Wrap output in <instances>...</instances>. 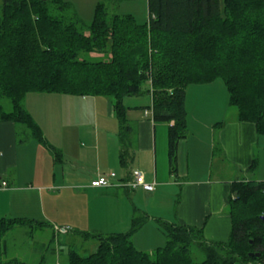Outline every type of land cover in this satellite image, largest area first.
<instances>
[{"label": "trees", "instance_id": "16d2710c", "mask_svg": "<svg viewBox=\"0 0 264 264\" xmlns=\"http://www.w3.org/2000/svg\"><path fill=\"white\" fill-rule=\"evenodd\" d=\"M146 1L147 22L129 13L110 14L100 1L86 23L65 0H2L0 120L25 126L27 136L50 148L57 160L60 153L26 109L29 93L108 98L123 143L131 130L125 98L150 93L153 119L169 124L175 170L178 143L188 135L187 87L222 80L238 120L253 123L264 135V0ZM257 164L254 159L250 170ZM232 193L227 241L209 242L203 227L156 219L165 245L139 250L134 236L149 217L135 209L127 232H78L96 242L95 250L84 255L72 243L65 264H264V181H235ZM40 224L0 218V264H48L4 260V236L16 226L33 234ZM194 246L204 252L202 261L193 259Z\"/></svg>", "mask_w": 264, "mask_h": 264}, {"label": "crops", "instance_id": "0c3cea01", "mask_svg": "<svg viewBox=\"0 0 264 264\" xmlns=\"http://www.w3.org/2000/svg\"><path fill=\"white\" fill-rule=\"evenodd\" d=\"M217 81L187 87L188 135L178 143L175 170L170 166L169 124L156 122L153 108L150 114L142 104L128 107L131 130L123 143L118 120V128L102 126L99 97L78 101L90 109L92 129L89 124L81 128L77 118L65 122V105L76 102L68 94L29 93L25 106L60 157L56 160L50 148L27 136L26 129L0 120V218L44 223L36 225L30 238L32 261L22 260L65 264L78 232H127L135 209L149 217L134 236L139 250L160 243L152 233L155 225L159 227L156 219L203 227L209 242L227 241L232 229V183L250 180L232 176V169L252 171L254 159H259L256 151L264 148V135L253 123L239 121L237 112L229 115L228 91L223 81L217 88ZM106 100L102 107L108 117L114 116L113 104ZM68 161L75 172H69ZM109 170L116 173L111 187L91 185ZM134 170L143 172L147 182H155V189L126 186Z\"/></svg>", "mask_w": 264, "mask_h": 264}, {"label": "rangeland", "instance_id": "374dc122", "mask_svg": "<svg viewBox=\"0 0 264 264\" xmlns=\"http://www.w3.org/2000/svg\"><path fill=\"white\" fill-rule=\"evenodd\" d=\"M65 1L70 2V4L74 7L75 11L78 13L79 17L86 23H89L93 20V18L95 16V10H96L97 4L100 1H103L106 3L108 11L110 14H113V13H121V14L131 13L136 17V20L139 23H144V22H147L149 20L148 5H147L146 0H135V1H131V0H65ZM1 3H2V0H0V4ZM216 85H218L217 88H219V87L222 88V85H223L222 80H218ZM224 93L227 95L226 91H224ZM67 97H70V99H75L76 102H73V100H71V102L68 103V105L67 104L65 105V109H64L65 122L67 124H70L74 120V118L75 119L77 118V122L79 124H82L81 128L86 127V124H89L91 126V128L93 129V127H92L93 115L90 112V109L89 110L85 109L84 105H82V104H80V102H78L80 97L71 96V95H69ZM99 99H101L100 120L104 122V125H102V123H101V125L102 126H108L109 128H114V127L118 128V122H117V119L115 118V115L108 117L104 106L102 107V105L105 103V101H107L106 99H108V98L99 97ZM124 103H125V106L127 108L129 106L135 107L137 105L142 104L141 107L147 106L146 110H149L150 114L152 113V107H151L152 106V96L150 93L126 97L124 100ZM142 112L144 113V109H142ZM231 113L232 114L236 113V109L233 107H230L229 115H231ZM228 118H230V116ZM35 122H36V120H35ZM20 127L26 129L25 126H23V125ZM87 129L90 130L89 126ZM19 137L20 138L24 137V134L21 133V135ZM262 140H264V136H262ZM263 151H264V148L262 147V145H261V152L256 151V158H259V159H258L257 167L254 170L249 171V172H245L242 167L239 170H236L233 167L231 175L232 176L237 175L240 178H250V179H258L259 178V180L264 181V152ZM66 165H68V167H69V172H75L76 171V169L74 167H72V165L70 164V161H68L66 163ZM119 168H120V166L118 165V169ZM223 170H224V175H225L227 173V170L225 167ZM107 173H111V171L109 170V171H107ZM154 227H155V230H153V232H152L153 235H154V232L157 233V240L159 237V239H161V241L163 239H164V241H163V243H161V241H160V243H156L157 245H152L153 249H148V250H146L147 252H152L156 248H158L160 246H164L166 243V236L163 233V231L161 229H159V227H157V225H155ZM156 229H158L157 232H156ZM31 234H32V229L28 228L27 226H25V227L16 226L12 230H10L4 236V240L9 245L8 254H7V256H4V260L6 261V260L14 259V258H19L20 260L23 259V260L32 261L30 256H31V254H33L32 248H34L33 247L34 242H32L33 240L30 239V238H32ZM35 237L38 238V235ZM64 239H67V237L64 236ZM157 240H155L153 243L158 242ZM72 243L74 244L72 248L77 249L80 253H82L84 255H88L95 250V247H94L96 244L95 241H93V240L86 241V240H83L82 238H80V236L72 237ZM48 255H49V253H48ZM192 256H193V259L195 261H202L205 258L204 252L195 246L192 249ZM48 264H55V263L48 262ZM237 264H243V263L238 262Z\"/></svg>", "mask_w": 264, "mask_h": 264}, {"label": "built area", "instance_id": "2783aa9c", "mask_svg": "<svg viewBox=\"0 0 264 264\" xmlns=\"http://www.w3.org/2000/svg\"><path fill=\"white\" fill-rule=\"evenodd\" d=\"M115 177L116 173L114 172L101 173L91 182V185L96 188L111 187L113 185L112 179ZM3 184L6 185V183ZM125 185L132 189L142 188L146 191H153L155 189L156 183L147 182L143 172L140 170H134L132 172V179L128 183H125Z\"/></svg>", "mask_w": 264, "mask_h": 264}, {"label": "water", "instance_id": "95a60500", "mask_svg": "<svg viewBox=\"0 0 264 264\" xmlns=\"http://www.w3.org/2000/svg\"><path fill=\"white\" fill-rule=\"evenodd\" d=\"M250 255H251V256H254V255H255V256H260V253H251Z\"/></svg>", "mask_w": 264, "mask_h": 264}]
</instances>
